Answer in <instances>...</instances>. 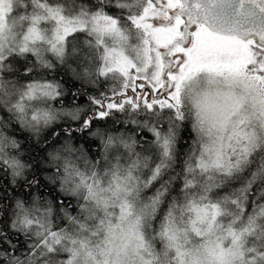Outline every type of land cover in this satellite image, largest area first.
I'll list each match as a JSON object with an SVG mask.
<instances>
[{
  "label": "clouds",
  "instance_id": "1",
  "mask_svg": "<svg viewBox=\"0 0 264 264\" xmlns=\"http://www.w3.org/2000/svg\"><path fill=\"white\" fill-rule=\"evenodd\" d=\"M40 2L11 0L12 11L4 21L0 39V176L20 189L36 178L35 166L39 164L44 181L39 187L32 185L27 194L21 192L13 196L11 207L0 203V218L7 212L8 232L16 242L14 249L0 244V252L6 254L0 256V264H22L26 258H31V264H61V261L64 264H221L220 248L234 253L226 258L225 264H264V220L255 222L238 245H233L225 231L217 229L209 233L206 224L197 223L200 234L194 232L190 221L196 218V213L189 203L193 199L200 205L209 201L219 203L221 216L217 223L225 227L242 215L232 204L233 199L239 198L240 207L245 206L239 192L241 182L226 193L218 194V190L241 181L253 160L264 163V106L259 103L264 96L256 93L257 102H249L245 108L242 130L251 138L252 146L240 168H233L231 175H225L226 168L211 166L215 152L209 151L222 144L225 158L232 155L229 148L236 145L231 126L209 129L202 125L191 98L182 102L181 120L167 111L157 119L151 113L132 114L126 109L114 111L74 136L72 132L83 128L95 109L89 98L111 93L113 89L119 91L122 83L112 73L100 74V70L107 67L105 50L114 45L115 37L104 33L98 39L90 30L92 18L99 13L116 20L117 27L129 36V43L135 44L136 29L129 23V17L136 15L139 8L133 7L131 0H43L46 8L57 10V15L44 19L42 40L26 41L29 27L26 20L33 14L45 15ZM4 7L7 9L8 4ZM59 17L84 21L83 30L70 34L59 45L64 49L63 55L51 46ZM128 54L134 56L130 50ZM36 81L59 84V94L54 99L37 94L28 100L27 86ZM81 97L84 103H80ZM20 104L24 105L28 116L34 110H44L51 119L46 126L30 119L22 123L17 108ZM132 120L137 123H131ZM145 120L162 132L171 133L170 157L162 155L153 133L143 126ZM14 125H18V129ZM61 130L64 135H60ZM189 131L190 142L181 154V144ZM20 133H25L26 137ZM91 141L96 143L91 144ZM13 142L16 147L11 146ZM32 146H35L33 151L42 150L38 160L29 151ZM201 155L209 161L208 170L204 172L196 166ZM14 161L18 166H13ZM158 166L161 172L156 176ZM189 167L194 171L189 173ZM186 178L196 185L188 192L183 190ZM177 179L182 185L179 194L173 195ZM85 182L93 185L94 193L106 198L107 208L103 200L97 204L93 196H88ZM51 189L60 193V197L53 199L55 193L50 195ZM201 192L205 200L200 199ZM36 197L40 198V206L49 207L52 214L45 221L44 217L37 219L38 214L33 213L28 217L31 221L28 224L17 208V201L31 206ZM61 197L68 198L69 202L66 204ZM166 201L167 208L161 215ZM74 205L75 211L72 210ZM65 212L79 223L69 224ZM47 222L55 230H68L51 253L40 247L44 229L37 227ZM21 244L24 247H20ZM30 249L37 255L33 256Z\"/></svg>",
  "mask_w": 264,
  "mask_h": 264
},
{
  "label": "snow or ice",
  "instance_id": "2",
  "mask_svg": "<svg viewBox=\"0 0 264 264\" xmlns=\"http://www.w3.org/2000/svg\"><path fill=\"white\" fill-rule=\"evenodd\" d=\"M6 3L7 9L4 7ZM36 3L37 0H31V4ZM131 5L139 8L136 15L129 17V23L136 29L135 44L129 43V36L117 27L116 20L99 13L92 18L90 30L97 34L98 39L104 33H111L115 37L114 45L105 50L107 67L102 68L100 74L112 73L122 83L119 91L113 89L111 93H100L89 98L95 109L84 122L83 128L77 130L83 131L94 124V121L104 120L114 111L126 109L132 114L139 111H143L145 115L151 113L157 119L167 111L173 113L175 119L181 120L182 102L191 98L202 125L209 129L231 126L236 145L229 148L232 155L225 158L222 144L209 150L215 152L211 166L226 168L225 175H231L233 168H240L252 146L251 138L242 130L246 120L245 108L249 102H257L256 93L264 96V0H131ZM39 6L44 9L45 15L33 14L26 20L29 25L26 41L42 40L41 26L44 19L57 15V10L46 8L43 0ZM11 11V0H0V39L5 27L4 21ZM83 28L84 21L59 17L51 45L53 50L63 55L64 49L59 45L70 34ZM129 50L134 56L128 54ZM27 87L28 100L34 99L37 94L54 99L60 89L59 84L46 81L32 82ZM259 103L264 106V99H260ZM17 108L21 113L22 123L30 119L46 126L51 119L50 114L44 110H34L28 116L23 104L17 105ZM171 119L170 116V122ZM131 123L135 124L137 121L132 120ZM142 123L153 133L162 155L170 157L171 133L162 132L148 120ZM232 143L233 139L230 138L229 144ZM11 146L17 145L13 142ZM250 163L251 167L244 172L240 181L242 187L239 189L245 206L240 207L239 198L232 200V204L242 215L225 227L217 223V218L221 216L219 203L209 201L200 205L193 199L189 203L191 210L196 213V218L190 221L194 232L200 234L197 223L206 224L209 233L217 229L225 231L232 244L238 245L241 237L250 231L255 222L264 220V203H261L264 201V163L254 160ZM13 166H18L15 161ZM196 166L202 172L207 171L209 161L204 160L201 155ZM187 171L191 173L194 169L189 167ZM160 172L158 166L155 175L159 176ZM32 185L39 187L40 181L33 178L29 186ZM85 186L88 196H93L97 204L103 200L104 207L107 208L106 198L94 193L93 185L85 182ZM195 187L191 179H185V192ZM39 199L36 197L31 206L17 201V208L28 224L31 223L28 217L33 213L38 214L37 219L42 216L45 221L52 214L49 207L40 206ZM200 199H206L204 192H201ZM85 201L87 202V197ZM81 209L83 211V206ZM65 216L69 224L79 223L67 212ZM37 227L44 229L40 247L49 253L61 244L68 232L66 228L53 229L50 222L39 223ZM80 227L83 228L84 225L80 224ZM70 242L76 243L75 240ZM0 244L16 248V242L5 231L2 218ZM20 247L24 245L21 244ZM29 251L32 252V249ZM230 254L234 255L231 249L227 253L223 248L219 249L218 259L221 264H225ZM2 255L6 254L0 252V256ZM32 255L37 253L32 252ZM22 264H31V258H26ZM61 264L64 262L61 261Z\"/></svg>",
  "mask_w": 264,
  "mask_h": 264
},
{
  "label": "trees",
  "instance_id": "3",
  "mask_svg": "<svg viewBox=\"0 0 264 264\" xmlns=\"http://www.w3.org/2000/svg\"><path fill=\"white\" fill-rule=\"evenodd\" d=\"M80 103H84V98L83 97L80 98ZM99 122L100 121H94V123H99ZM14 127L18 129L19 126L18 125H14ZM78 132H79L78 130H74L72 132V135L76 136ZM64 134H65V132L63 130H61L60 135H64ZM20 135L22 137H26L25 133H20ZM190 135H191V133L189 131V133L186 134L185 142H183L181 144V154L183 153V148L187 146L188 142H190ZM90 143L91 144H95L96 141H91ZM26 146H28V145L26 144ZM34 147L35 146L30 147L29 151L31 152L32 157L36 158L38 160L39 159V155L40 154L42 155V150L37 149L36 151H33L32 148H34ZM89 151H91V149H89ZM181 164H182V161L180 162V164L177 165V167L179 168L181 166ZM35 167L37 168V172L35 173L36 179H38L40 181V183H44L43 177L40 175V166H39V164H37ZM165 178H167V177H165ZM30 179H31V177H30ZM0 181H3V183L0 184V203H7L9 205V207H11V199H12L13 196H15V195L19 196L21 194V192L27 194L30 191L29 189L32 187V186L30 187L29 185H21L20 189L14 188V187L11 186V184H9L8 180L5 177H3V176H0ZM239 183H240V181H236V182L232 183L230 186H225L222 189H219L218 190V194H222V193L228 192L230 190V187L231 188H235V187L238 186ZM181 185H182V181L177 179V181L174 184V187L172 189V193L171 194H173V195L174 194H179ZM44 186L48 187L46 183L44 184ZM53 193H55L53 195V199H56L57 197H60V193L55 192V189H51L50 192H49L50 195H52ZM61 198L64 199L66 204L69 202L68 198H64V197H61ZM168 199L169 200L171 199V195H169ZM166 208H167V201L162 206L161 215L163 214V211ZM72 210L73 211L76 210L75 209V205L73 206ZM2 219L5 222V231H8V227H7V225H8V214H7V212H5L4 217ZM156 219L159 220L160 216H158ZM9 235L11 236L10 233H9Z\"/></svg>",
  "mask_w": 264,
  "mask_h": 264
},
{
  "label": "water",
  "instance_id": "4",
  "mask_svg": "<svg viewBox=\"0 0 264 264\" xmlns=\"http://www.w3.org/2000/svg\"><path fill=\"white\" fill-rule=\"evenodd\" d=\"M257 12H258V9H257Z\"/></svg>",
  "mask_w": 264,
  "mask_h": 264
}]
</instances>
